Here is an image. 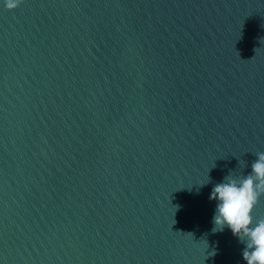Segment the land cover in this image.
Returning <instances> with one entry per match:
<instances>
[{"label":"water","instance_id":"1","mask_svg":"<svg viewBox=\"0 0 264 264\" xmlns=\"http://www.w3.org/2000/svg\"><path fill=\"white\" fill-rule=\"evenodd\" d=\"M258 152L264 0L0 8V264H245L208 197Z\"/></svg>","mask_w":264,"mask_h":264},{"label":"clouds","instance_id":"2","mask_svg":"<svg viewBox=\"0 0 264 264\" xmlns=\"http://www.w3.org/2000/svg\"><path fill=\"white\" fill-rule=\"evenodd\" d=\"M21 0H0V8L12 10ZM209 177L201 185L208 182ZM264 194V152L256 153L250 171L243 175L229 174L212 185L209 199L215 201L212 232L227 227L243 243L245 264H264V217L254 218L252 211ZM215 254V248L210 251Z\"/></svg>","mask_w":264,"mask_h":264}]
</instances>
